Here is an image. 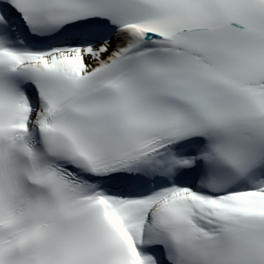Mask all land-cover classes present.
Returning <instances> with one entry per match:
<instances>
[{
    "label": "snow or ice",
    "instance_id": "snow-or-ice-1",
    "mask_svg": "<svg viewBox=\"0 0 264 264\" xmlns=\"http://www.w3.org/2000/svg\"><path fill=\"white\" fill-rule=\"evenodd\" d=\"M0 264H264V0H0Z\"/></svg>",
    "mask_w": 264,
    "mask_h": 264
}]
</instances>
